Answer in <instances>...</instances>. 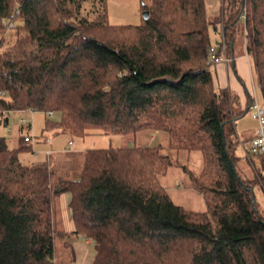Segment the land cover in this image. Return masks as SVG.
<instances>
[{
  "label": "trees",
  "instance_id": "trees-1",
  "mask_svg": "<svg viewBox=\"0 0 264 264\" xmlns=\"http://www.w3.org/2000/svg\"><path fill=\"white\" fill-rule=\"evenodd\" d=\"M149 1L143 24L115 26L107 0H0V31L16 22L0 53V264H54L65 193L74 234L95 243L92 264H264L255 192L264 176L239 167L237 97L215 88L208 63L211 28L221 26L228 55L239 28L264 104V0H223L215 21L205 0ZM31 111L59 114L73 137L148 131L167 134L170 149L199 151L200 174L185 170L205 210L176 204L160 184L173 166L160 146L88 150L79 178L55 184L47 164L21 160L32 142L13 148L1 133L10 113Z\"/></svg>",
  "mask_w": 264,
  "mask_h": 264
},
{
  "label": "rangeland",
  "instance_id": "rangeland-1",
  "mask_svg": "<svg viewBox=\"0 0 264 264\" xmlns=\"http://www.w3.org/2000/svg\"><path fill=\"white\" fill-rule=\"evenodd\" d=\"M145 3L147 5L146 10H148L150 1L145 0ZM107 10L110 25H140L144 22L143 13L145 10L142 0H107ZM92 11V4L85 3L82 9V14L92 19ZM211 29V34L216 35L213 42L216 40L218 42L220 40L219 32H214L213 27ZM5 32L6 31L4 30L0 31V39H6L1 46L0 53L9 50L13 44L10 38H7L6 36L4 37ZM234 34L236 55L240 52L246 53L247 51L243 43L240 29L237 28ZM250 62L254 72V60L252 55L250 56ZM254 83L257 99L263 104L256 77ZM238 108V101L235 100L232 111L234 110L236 115V131L240 134V137L238 138V154L242 159L239 163V167L242 170L243 175L253 179L256 171L261 173L264 172L262 164L256 160L248 158L240 144L241 142H247V138L251 135L255 136L257 123L249 114L239 116L238 112L240 110ZM54 114L55 115L49 117L47 113L44 112L10 113L9 124L1 128V133L8 138L9 146L13 148L19 145L20 131L24 133V135L27 133L33 135L35 141L38 140L37 149L39 152L36 154H32L31 152L24 153L21 155V160L26 164H47L52 173V180L55 184H59L66 179L79 178L84 162V153L88 150L108 147H133L135 145L145 147L160 146L162 152L169 155L173 162V166L169 169L168 173L159 177L160 184L167 189L176 204L191 211L205 210L202 195L194 188L190 174L185 170L188 168L195 175L200 174L203 166V159L199 151L187 152L170 149L168 147L169 137L164 133H156V136L154 137L155 139L149 141L152 133L148 131L138 133L135 138L129 134H98L96 133L97 130H88V134L84 138L73 137L64 130V128L59 126L60 115L56 113ZM21 119H24L27 122L20 124ZM69 142L73 143L70 146V149L67 148ZM247 160L252 162L251 165ZM255 192L257 196V208L260 214L264 217V192H262L259 184H256ZM55 204V225L57 227V221L60 220L58 217L60 215V212H58L59 200H57ZM57 230H59L58 227ZM66 239L72 245V249H68L64 246L63 243ZM78 240L84 241L81 237ZM78 240L75 234L72 238H62L61 236H57L55 241L54 264H85L83 259L79 258L80 247L78 244L73 246V242ZM94 244V242L90 241L87 245L90 246L91 250L95 251Z\"/></svg>",
  "mask_w": 264,
  "mask_h": 264
},
{
  "label": "crops",
  "instance_id": "crops-1",
  "mask_svg": "<svg viewBox=\"0 0 264 264\" xmlns=\"http://www.w3.org/2000/svg\"><path fill=\"white\" fill-rule=\"evenodd\" d=\"M205 5L209 19L215 21L221 18L223 12V0H205ZM213 30L216 33L219 32L220 40L218 42L217 40L213 42V39L216 35L211 34L212 45L217 50L221 51V46L223 43V30L221 26L217 28L213 27ZM226 55L228 61H223L211 66V72L213 74L215 88L217 90L228 89L232 94H234L237 97L239 107L238 109L240 110L238 113H241L247 109L248 103L252 102L253 98L257 95L254 83L255 77L250 62V55L247 52H240L238 55H236L235 49L233 50V55H228V53ZM237 134L238 137H240V134L238 132ZM25 135L31 134L27 133ZM25 135L20 131L19 141ZM150 136L151 137L149 138V141H153L155 139L154 137L156 136V133H152V135ZM253 136L254 135H251L247 139H250ZM33 138V142L28 144L31 146L33 153L36 154L39 152V150L37 149L38 140L35 141L34 136ZM70 201L71 195L69 193H65L60 196L58 210V212H60V215L58 216L60 220L57 221V227L59 229L58 231L63 232L66 237L72 238L75 233V225L72 221L71 210L69 207ZM57 227L55 225L56 229ZM78 239H80V237H77V240ZM83 240L84 241H74L73 246L78 244V246L80 247L79 258H82L85 264H92L96 252L94 250H91L90 246L87 245L88 242H90L91 240Z\"/></svg>",
  "mask_w": 264,
  "mask_h": 264
},
{
  "label": "built area",
  "instance_id": "built-area-1",
  "mask_svg": "<svg viewBox=\"0 0 264 264\" xmlns=\"http://www.w3.org/2000/svg\"><path fill=\"white\" fill-rule=\"evenodd\" d=\"M14 14H19L18 5L16 4L14 7ZM16 26V22L14 21H8L4 25V31L7 33L13 29ZM5 32L4 37H7V33ZM5 39V38H4ZM6 40V39H5ZM1 49V46H0ZM223 61H228L227 55H226V47L224 43H222L221 51L217 50L213 45L209 49V61L208 63L212 66L215 64H218ZM3 96L4 93H1ZM30 113H33L32 111ZM248 114L256 121L257 128H256V134L254 137L247 140V142H241L240 145H242L245 155L253 160H256L262 164L263 170H264V104H261L257 97L255 96L250 104V107L248 109ZM47 115L49 117L54 115V112H48ZM27 122L24 119L20 120V124H24ZM33 136L32 135H26L24 136V140L26 143L33 142ZM241 141V140H240ZM72 142H69L68 149H70V146L72 145ZM264 176V172L262 173V177ZM264 178V177H263ZM260 188L262 192H264V180L260 178Z\"/></svg>",
  "mask_w": 264,
  "mask_h": 264
},
{
  "label": "water",
  "instance_id": "water-1",
  "mask_svg": "<svg viewBox=\"0 0 264 264\" xmlns=\"http://www.w3.org/2000/svg\"><path fill=\"white\" fill-rule=\"evenodd\" d=\"M143 17H144L145 20H148V18H149V11L148 10L144 11Z\"/></svg>",
  "mask_w": 264,
  "mask_h": 264
}]
</instances>
